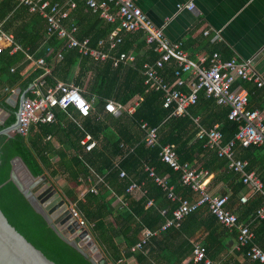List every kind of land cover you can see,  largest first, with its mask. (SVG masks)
I'll use <instances>...</instances> for the list:
<instances>
[{"label":"trees","instance_id":"16d2710c","mask_svg":"<svg viewBox=\"0 0 264 264\" xmlns=\"http://www.w3.org/2000/svg\"><path fill=\"white\" fill-rule=\"evenodd\" d=\"M15 6L14 0H0V21L9 20L5 30L13 31L17 42L24 47L30 45L37 48L38 40L46 36L45 20L39 13L29 14L26 5L19 8ZM73 14L75 24L79 28L77 37L79 39L90 37L91 46H96L98 41L116 26L115 23L111 24L102 19L99 13L86 10L83 1L78 2ZM19 18H23L24 21L14 25ZM32 20L31 24L29 21ZM51 42L53 50L47 52L43 49L40 53L47 55L48 64L53 66L52 71L43 77L46 86L55 84L59 78L73 77L75 66L81 64V72L75 83L84 87L82 77L92 71L84 95L90 100L95 97L96 104H100V110L105 111L107 99L127 103L133 97L139 96L140 102L133 113L125 111L114 115L107 112L106 117L99 120L97 118L99 113L94 112L83 116L81 124L71 118L69 112L57 110L54 122L34 124L27 135L19 132L12 136L0 135V207L9 221L35 246L57 264H93L60 238L16 185L8 181L12 159L15 156H20L35 176L46 172L52 178H64L67 181L63 188L64 192L75 202L80 214L89 223H94L92 226L94 237L110 260L116 264H121L120 260L124 258L117 238H123L126 253L130 255L132 253L130 249L140 239L142 230L145 227L153 230L159 228L181 203V199L169 198V189H164L154 178L148 176L149 172L144 170V164L154 166L159 176L168 175L167 184L173 186L177 196L181 198L197 196L190 186L183 184L182 170H175L161 159L162 146L169 143L176 144L180 162L194 165L201 163L200 167L214 173L213 184L224 183L221 191L229 194V207L236 211L241 221L248 222L254 219L257 208L264 202V197L255 195L248 202L241 203V192L249 190L240 175L229 170L228 160L209 150L204 145V139L196 137L198 126L194 118L199 117L200 123L206 128L218 123L226 141L233 138L240 123L229 119L230 107L218 105L213 97L201 94L198 102L188 109V114L174 115L173 106H164L163 91L151 89L145 84L144 61L136 62L134 65L120 64L114 68L112 58L96 63L88 56H81L77 48H68L63 39L55 36ZM145 42L143 35V43ZM10 49L11 47H8L0 53V105L9 108L12 113L3 124H0V130L11 125L16 119L17 107H10L5 102L11 89L20 87L26 90L44 73L43 68H37L29 76H25L23 71L29 63L25 59V53L23 50L11 53ZM121 49L127 50L123 47ZM60 51L63 58L57 56ZM151 52L154 61L159 54L154 52L152 46ZM175 69L166 67L164 74L169 81L174 80ZM241 83L249 90L250 108H255V103L261 101L264 104V85L258 86L246 80H241ZM6 87L9 91H4ZM28 95H31L30 92ZM71 110L74 116L78 117L74 108H70ZM144 122L149 126L159 127L158 144L147 145L146 131L142 127ZM88 134L91 139L96 140V146L91 150H85L81 144L82 138ZM48 135L51 137L48 138ZM60 135L70 139V146L73 148L71 155L62 148L54 149L51 138ZM238 157L247 159L248 170H257L264 181V144L250 147L239 145ZM16 166L21 174H24L21 163L17 162ZM121 170H125L128 177L121 178ZM89 177L93 183L96 182L98 191H89L84 198H78V186L88 183ZM132 179L146 182L145 195L135 198L126 192ZM118 196L127 201L125 206L116 203ZM150 198L154 200V204L146 208L145 204ZM162 208L168 209L166 215L161 213ZM253 225L257 233L256 241L264 246V218H256ZM236 237V230L230 231L207 206H201L189 213L180 226L170 227L161 232L160 236L152 237V243L161 248V257L171 264L181 263L189 256L191 259L188 264H204L194 262L192 259L196 244H203L207 249V255L213 258L220 253V246L227 253L230 252ZM179 238L181 243L173 244V240ZM148 244L144 250L136 253L139 264H143L141 261L146 259L145 250ZM163 244L167 245L165 250ZM234 251L241 253L235 249ZM242 264L264 262L246 258V262Z\"/></svg>","mask_w":264,"mask_h":264},{"label":"built area","instance_id":"2783aa9c","mask_svg":"<svg viewBox=\"0 0 264 264\" xmlns=\"http://www.w3.org/2000/svg\"><path fill=\"white\" fill-rule=\"evenodd\" d=\"M14 1L17 6L26 5L30 12L39 13L45 19L46 41L56 36L63 39L69 48H77L81 56H88L95 61L112 58L115 66H119L121 63H135L136 55L120 50V46L125 42L124 33L143 31L146 43L159 54L154 61L145 62L143 65L145 84L151 89L163 91L164 106H173L174 115L188 114V109L198 102L201 94L213 97L218 105L230 107L229 119L240 123L233 138L226 141L224 132L218 123L206 128L200 123L199 117L194 118L198 126L196 137L204 139V145L214 150L220 158L227 159L229 170L240 175L249 190L240 194L241 203L248 202L252 196L258 194L264 197V181L258 171L248 170L249 161L238 157L239 145L250 147L264 144V110L249 107L250 93L248 88L241 83V80H246L258 86L264 85V76L256 70L253 59L237 57L226 59L218 51L202 56L198 60L192 59L182 47V42L170 41L165 36L162 27H157L146 16L136 0ZM79 1L85 3L86 9L99 13L106 21L116 24L106 37L98 41L96 46H91L90 37L84 39L77 37L78 26L71 19L70 10L75 9ZM195 7L193 1L177 5L178 10H194ZM205 33L208 34L209 30H206ZM8 47H11V53L23 49L22 45L15 40L14 35L6 32L0 26V53ZM52 50L53 47L48 46L47 52ZM57 56L63 58L61 52ZM27 58L35 68H43L44 73L35 82L34 89L30 90L31 95H28L23 102L21 121L17 132L27 135L34 124L54 122L57 110L68 112L70 108H74L81 116L92 114L94 106L84 95L83 88L73 82L61 80L46 86L43 77L50 72L46 58L44 56L35 58L29 52ZM171 62L176 64L173 81H169L164 74L165 68ZM14 69L12 68V70ZM6 90L9 89L6 88ZM139 102L140 99L125 105L122 102L108 100L105 104V111L114 115L122 114L125 111L133 113ZM142 127L146 131L147 145L158 144L159 127L149 126L146 122L142 124ZM50 137L51 135L48 136V138ZM81 143L87 150H91L95 146V141H91L90 135L82 139ZM160 157L174 169L182 170L183 184L190 186L197 196L195 198L177 196L173 187L167 185L166 178L158 176L153 166L145 164V170L149 171L150 176L163 184L164 188L169 189L168 197L173 200L181 199V203L173 210L172 216L167 217L159 228L154 230L145 228L142 237L132 246V250L143 249L152 236L170 227L180 226L182 220L189 213L196 211L201 206H207L208 210L223 225L231 230H237V240L234 246L237 251H242L251 260L264 262V248L256 241L257 234L252 226V221L243 222L240 220L236 211L229 207V194L209 191L206 180L202 178L203 171L187 162H180L176 144L169 143L162 146ZM120 177H128L127 172L121 170ZM88 181L92 182V178L89 177ZM96 185V182H92L89 191L97 192ZM141 188L142 184L132 179L126 192L134 193ZM153 204V199H148L146 202V206ZM70 207L79 224L92 230L94 223H89L80 214L76 204L71 203ZM161 213L166 215L168 209H161ZM256 218H264V202L257 208L253 220ZM192 259L194 262L213 264L207 255L206 247L199 243L194 247Z\"/></svg>","mask_w":264,"mask_h":264},{"label":"crops","instance_id":"0c3cea01","mask_svg":"<svg viewBox=\"0 0 264 264\" xmlns=\"http://www.w3.org/2000/svg\"><path fill=\"white\" fill-rule=\"evenodd\" d=\"M57 1L65 2L68 0H57ZM188 1H193L195 3L196 7L194 10H189V9L178 10L177 5L179 3L188 2ZM136 2L142 8L146 16L157 27H162L165 36L170 41L182 42V47L184 48V50H186V52H188V54L190 55L192 59L198 60L200 57L211 55L215 51L220 52L223 58H226V59H229L232 57H237L239 59L251 58L254 61L256 70L264 76V0H136ZM19 7L20 6H17L16 4L15 8H19ZM28 13L30 14L32 12L28 11ZM73 13H74V9L70 10L71 19H73V22L75 23ZM8 21H9L8 19H4L0 21V26L4 30H5V27L8 25ZM23 21H24L23 18H19L15 22L14 25L21 24ZM26 21H27V18H26ZM29 22L32 24L33 20ZM108 23H111V22H108ZM111 24H114V23H111ZM206 30H209L208 34L205 33ZM78 32H79V28H78ZM8 33H11L14 35L13 31H9ZM143 33H144L143 31H138L134 33H128V32L124 33L125 42L123 45L120 46V50H122L121 49L122 47L127 48V50H123V51L133 53L137 57L135 63L131 65L136 64V62L144 61L145 63V62H151L153 60V57H152L153 53L151 52V46L147 44L146 42L143 43V35H145ZM38 41H39L38 43L39 45L37 46V48H33L30 45H27L26 47H24L18 41V43L21 44L23 47L22 50L25 53V59L29 61L28 65L23 71L25 72V76H29L31 73L35 71V69H37L33 66L31 61L27 58V53L29 52L35 58L41 57V56H44L40 54L42 50L43 49L47 50L48 46L50 45L52 46L51 39L46 41V36L41 37V39ZM44 57L47 58V55ZM93 61L96 63L102 62L101 60L100 61L93 60ZM121 64L126 65L129 63H121ZM47 65L49 66L50 72H51L53 66L49 65L48 61H47ZM113 67L116 68L118 66L113 65ZM171 67L176 68L175 62H171L170 64L167 65V68L170 69ZM80 72H81V64H78L77 66H75L73 70V77L69 79L59 78L58 80L75 83V79L76 77L79 76ZM91 75H92V71H89L86 76L82 77V80H84L85 85L84 87L80 85L79 86L83 88L84 91H85V87L87 86V83ZM36 81L37 79L34 80L33 83L35 84ZM6 88H4V91H9V90H6ZM17 88L18 87L13 88L14 91ZM14 91H12L11 89V93ZM108 100H114V99H107V101ZM136 100H139V96L133 97L129 102L124 103V104L128 105V104L135 102ZM90 101L92 102L94 106V110L92 114H94V112L99 113L97 118L99 120L104 119L106 117L107 112L104 110L103 111L100 110V104L99 105L96 104L95 97H92ZM261 102L255 103L256 105L255 108L264 110V104H262ZM74 111L76 110L74 109ZM68 112L70 114V117L73 118L78 124L82 123L83 116H81L77 111L75 113L78 114V117L74 116V112H72V110L70 111L69 109ZM86 136L84 138H86ZM51 140L54 144V149L62 148L63 150L67 151L69 155L73 153V148L70 146V139H68L66 136L64 135H60L59 137L52 136ZM91 141H95V146H96V140L91 139ZM85 150H87L86 147H85ZM211 151H214V150L211 149ZM200 164L201 163H199L198 165H194V164H190V165L197 167L198 169L201 168L199 170L203 171L202 178L206 180L209 191L215 192V193H223L221 190L225 186L224 183H220L217 185L213 184L212 180L214 177V173L209 172L206 169H203V167H200ZM144 170H145V164H144ZM46 174L50 178V180H52V182H54V184H56V186L61 190V192L67 198L69 203L70 204L75 203L74 201H72V199L68 198V196L63 190L64 186L67 184V181L64 178L55 179V178L50 177L48 173ZM148 176L154 178L153 176H150V174H148ZM163 176L167 180L168 175H163ZM133 180H136L137 182L141 183L142 188L141 190H138V191H135L134 193H129V194L135 198H140L141 196L147 193L146 182L144 180L139 181L138 179H133ZM91 183L92 182H88V183L85 182L82 185L78 186L77 188L78 198H84L85 194L89 192ZM157 183L164 188L163 184L159 182ZM116 203H118L120 206L121 205L125 206L127 204V201L122 196H118ZM145 207L147 208L149 206H146L145 204ZM250 221H252V226L254 227L253 225L254 220L252 219ZM145 228H148V227H145ZM144 229L142 230L140 234V238L143 235ZM229 230L234 231L236 229L234 230L229 229ZM160 234L161 233L155 236H160ZM152 237L148 241L150 245L147 243L148 246L145 250L146 259L142 260L141 262H143V264H171L169 261L161 257L160 255L161 248L156 246L154 242L152 243ZM236 240H237V237H236ZM236 240L232 243V250L230 252L227 253V251L220 246L219 248L221 249V251H219L220 252L219 254H217L213 258L212 257L210 258L208 256L212 260V263L213 264H242V263H245L246 258L248 257L245 256V254L242 251H239L241 253H236L234 251ZM229 242L230 241H228V243ZM117 243L120 244V247L122 248V254L124 256V258L120 260L121 264H139V261L137 260V257H136V253L141 252L142 250H144V248L141 250L133 251L131 247L130 252L132 253H130V255H127L126 253L127 250L125 249L123 238L122 237L117 238ZM179 243H181L180 238L173 240V244L177 245ZM258 244L262 248H264V246L261 243H258ZM166 246L167 245L163 244V250H165ZM190 259H191L190 256L186 257L181 263H178V264H188Z\"/></svg>","mask_w":264,"mask_h":264},{"label":"water","instance_id":"95a60500","mask_svg":"<svg viewBox=\"0 0 264 264\" xmlns=\"http://www.w3.org/2000/svg\"><path fill=\"white\" fill-rule=\"evenodd\" d=\"M34 87V83L26 90L18 87L6 97L5 102L10 107H17L15 111L16 119L11 125L1 129L0 135L12 136L17 132L21 121L23 102ZM0 109L3 111L0 124H3L10 117L12 111L1 105ZM17 162L21 163L24 174H21L20 170L16 168ZM8 181H12L16 185L35 211L43 216L60 238L77 249L93 264H116L106 255L94 237L92 230L79 224L78 219L71 211L69 201L46 173L35 176L25 161L20 156H15L12 159ZM0 264L57 263L21 233L9 221L0 207Z\"/></svg>","mask_w":264,"mask_h":264},{"label":"bare ground","instance_id":"6f19581e","mask_svg":"<svg viewBox=\"0 0 264 264\" xmlns=\"http://www.w3.org/2000/svg\"><path fill=\"white\" fill-rule=\"evenodd\" d=\"M2 114H3V111L0 109V117L2 116ZM16 168H17V166H16Z\"/></svg>","mask_w":264,"mask_h":264}]
</instances>
